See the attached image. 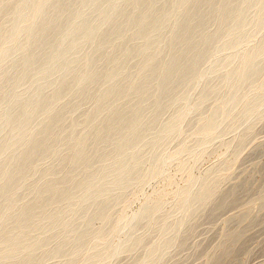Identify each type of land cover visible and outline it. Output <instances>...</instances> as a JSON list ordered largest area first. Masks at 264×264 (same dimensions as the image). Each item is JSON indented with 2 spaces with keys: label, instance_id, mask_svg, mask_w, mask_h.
Segmentation results:
<instances>
[{
  "label": "bare ground",
  "instance_id": "1",
  "mask_svg": "<svg viewBox=\"0 0 264 264\" xmlns=\"http://www.w3.org/2000/svg\"><path fill=\"white\" fill-rule=\"evenodd\" d=\"M261 127L264 0H0V264H174Z\"/></svg>",
  "mask_w": 264,
  "mask_h": 264
},
{
  "label": "rangeland",
  "instance_id": "2",
  "mask_svg": "<svg viewBox=\"0 0 264 264\" xmlns=\"http://www.w3.org/2000/svg\"><path fill=\"white\" fill-rule=\"evenodd\" d=\"M195 100H196V98H195ZM235 136H236V133H230L228 135L224 134V137H226L225 140L227 138H229V140H231L230 138L233 139V138H235ZM180 143H181L180 141L175 142L172 145L173 146L172 148L177 147ZM263 143H264V128L261 127L258 129V132H256L254 135H252L248 139L247 143L245 144V146L240 151L236 148H233L232 151L230 150L227 153H225V156L229 157V160H231L239 152L241 153V156L235 165V169H234L233 175L231 177V180L229 181V184H227L228 183L227 182L226 183L227 185L225 184L226 186L224 185L225 187H223V189H222L223 191H221L222 195H220V197H221L220 199H223L222 203H224V201H225L224 199H228V197H230V195H232L234 192H236V191H234V188H236V187H239L238 189H240L239 191H241V193L243 194L242 195L243 197L241 199L240 198L234 199V203H233V200L232 201L230 200V202L232 204L230 203L229 205L231 207L228 205L226 208L227 210L225 209L226 211L222 210V211H218L216 213H213L212 216L215 215L214 217H211V215H209V217H208L207 216L208 214L205 215L204 218L198 222L197 226L199 225V223L201 224V226L197 227V232L192 236L193 238H191V236H187L186 238H184V240H183V238L180 239V241H183V243L185 241L188 242V249H187L188 251L186 250V252H184L182 254L183 256L181 255L180 257H178L176 259V261L173 262L174 264H180V263L181 264L182 263L183 264H203V262L205 264L206 258L209 256V254L213 253L216 249L218 250L217 251L218 253L216 252L217 256L221 255V257H224V258L227 257V258H225L227 261L224 264H230L229 262H231V260H232L231 264H235V263L236 264H264V248H263L264 242H262V241H264V220H263L264 217L260 218L261 215H264L263 214L264 213V205H260L258 207V209L256 208L257 210L255 209V211L253 210V212H251L250 209L249 210L243 209L244 206L248 205L249 203H251L255 200H258L260 198L258 196L262 197L264 195V187L261 188V186H264V170H263L264 169V144ZM175 144H178V145L175 146ZM222 153L224 154L223 151H222ZM220 154H219V156L214 155V157L213 156L209 157L206 161L199 163L195 168V171L197 170L195 173L197 175H200L201 173H202L201 175H204L207 172L211 171L212 169L216 168L219 165V163H221L223 160V158L220 157ZM215 159H216V162H215ZM261 164H262V167H260ZM259 168H261V169H259ZM259 170H260V172H259ZM235 177H237V179H235ZM183 182H184L183 177H180L178 179V183L179 184L181 183V185H184ZM149 187L145 188V194H147V195L152 193L154 185H150ZM243 187L248 189L246 194H244L243 193L244 191H242ZM260 188L263 190H261ZM238 189H236V190H238ZM247 189H244V190H247ZM224 194H225V196H226V194L229 196L225 197ZM222 196H224V197H222ZM238 197H241V196H238ZM255 197H258V198H255ZM217 199L214 201L213 205L215 204L216 206H222L220 199L219 198H217ZM236 200H238L239 202H237ZM141 202L138 201L137 205H135L133 208L136 209V207H139L140 206L139 203H141ZM242 203H244V204H242ZM235 204H237V205H235ZM215 205H214V207H216ZM241 209H243V210H241ZM131 211L129 210L128 212H131ZM248 215H250V216H248ZM206 216L208 217L207 219H206ZM233 218H235V219H233ZM244 218H247V219L245 220ZM254 218L256 220H253ZM204 219H206L205 222H204ZM230 219L233 220V222L230 221V223H229L228 220H230ZM259 219H261L262 224L260 227H256V228H258V229L261 228L262 230L261 229L257 230L256 228L253 229V226H251V225H254V223L257 224ZM235 220H237V221H235ZM255 221H257V222H255ZM209 223H211V224L209 225ZM212 223H216V224H212ZM227 224L229 227H231V226L235 227V229L229 228L231 230L234 229V230H232V231H234L233 234L226 235V233L227 234L230 233L229 232L230 230L229 231L227 230L228 229ZM211 225H213V226L211 227ZM247 225H250L251 227H249ZM226 226H227V228H226ZM257 226H259V225H257ZM209 227L212 228V230H209L210 229ZM221 227H222V229H221ZM245 227H249L251 229L245 228ZM219 229L222 231H219ZM241 229H243V230H241ZM245 229H247V230H245ZM236 230L239 232H237ZM249 230L252 234L249 232ZM218 232H220L219 233L220 235H218ZM243 233H245V234H243ZM237 234H239V235H237ZM236 236H238V237H236ZM235 237L241 238L240 243L243 240L247 242L246 243L243 241L241 243V244L244 243V247H243V245L240 246L241 245L240 243L238 244V247H240V249L243 248V250H241V251L244 253H242L240 251L238 252V250H235L232 253L229 250L228 245L230 243L234 242V240L235 241L237 240ZM189 238H191V239H189ZM228 239H230V241H228ZM201 240H203L204 243ZM224 240H226L227 243ZM191 241H193V242H191ZM217 241H218V243H217ZM220 241H222V242H220ZM260 241L262 244L260 243ZM224 242L226 244H223ZM178 243H177L176 247H179L183 244V243H179V244ZM199 243H201V244H199ZM259 243L261 244L262 248H261V246L259 247V245H260ZM222 244H223V247L221 250L220 247L222 246ZM200 245H202V246H200ZM196 246H200L201 248L197 251ZM205 246H206V249H205ZM230 246H231V244H230ZM226 247H228L227 248L228 250L226 249ZM238 247L236 249H238ZM202 248H204V249H202ZM246 249L250 250V251L246 252ZM204 250H208V251H206L204 253ZM224 251H225V253L226 252L229 253V255L227 253L224 254L223 253ZM228 251H230V252H228ZM196 253L197 254L201 253V254L197 256ZM230 253H232L233 255H231ZM204 254L206 257H204ZM188 255H190V256L188 257ZM191 255H193V256H191ZM222 255H224V256H222ZM226 255H228L229 257ZM190 257H191V259H190ZM224 258H222V259L225 260ZM235 258H239V259L242 258V259L237 260ZM123 259H120L123 262H121L120 260H118V262L120 264L121 263L126 264V263L131 261L130 259H124V260ZM211 264H213V263H211Z\"/></svg>",
  "mask_w": 264,
  "mask_h": 264
}]
</instances>
